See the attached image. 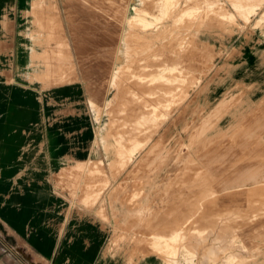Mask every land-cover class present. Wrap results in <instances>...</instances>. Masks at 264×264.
<instances>
[{
    "label": "rangeland",
    "instance_id": "374dc122",
    "mask_svg": "<svg viewBox=\"0 0 264 264\" xmlns=\"http://www.w3.org/2000/svg\"><path fill=\"white\" fill-rule=\"evenodd\" d=\"M48 1L49 22L55 24V21L57 23L59 21L67 40L64 47L57 44L56 37L59 27H54V35H57L54 36V40L49 42L53 49L60 51V62L63 64L60 68L55 66L56 72L51 74L47 68L48 60L45 59V70L40 80L47 85L56 86L69 85L79 81L88 93L94 91L97 95L98 104L90 101V105L95 109L94 122L97 127L94 131L91 148L93 155L99 156L97 161L101 162L104 172V175L100 174L98 179H95L100 182L102 193L95 197L91 205L80 198V205L89 209L98 204V209L95 211L98 219L104 223L113 221L115 225V228H112L115 240L109 242L110 245L105 249L104 254L131 255V257H121L120 264H124L130 258L134 260L132 264H137L140 259L139 254L143 252L145 256L146 253H153V248H156V254L163 256L166 250L164 246L173 241L152 237L149 231L155 229L157 225L149 224L153 222L150 217L142 220L141 225H131V222L138 221L132 215L138 207V202L146 196V191L150 190L152 196L155 197V200L150 202L154 211L158 213L177 211L180 213L179 216L182 215L181 213H185L176 227L177 232L184 233H181V237H178L180 239L174 243L176 246L179 243V253L184 252V255L179 256L181 264H223V262L241 264L245 260H249L251 263L258 260L259 256L255 259L252 257L254 253L256 254L264 248V231H262L264 226L257 217L259 214L264 215V211L261 210L264 207V196L260 197L261 202L257 204L247 201L235 202V204L223 201L219 203L222 207L217 209V212L220 215L227 213L228 219L221 218L225 221L216 225L198 224L200 218L206 213L204 204L218 203L224 194L218 193V190L214 188V185L218 184L217 178L195 177L189 179V182L185 177H175L182 174L184 169H180L182 164L176 163L174 150L177 149L180 142L188 141L187 133L193 131V127L197 128L214 109L212 104L208 109L202 108L206 103L204 93H198L200 87L202 88V86L199 87L202 75L212 72L222 63L233 66L237 62L239 64L238 57L243 51L242 41H248L252 35L260 37L259 32L264 29V23L261 26L253 27V30L252 26H257L258 18L264 14V0H187V2L186 0H172L177 8L176 12L170 16L164 15L161 11L160 6L164 4V0ZM34 3L31 13L34 18L33 26L39 28L36 14L40 10L34 9ZM225 13H232L236 16L235 25L220 23L218 18ZM252 15L254 16L251 17ZM133 17L135 18L132 19L133 22H129ZM259 20L263 21L264 19ZM41 28L45 29L44 26ZM34 30L33 35L37 32ZM47 30L46 40L50 33V30ZM156 33L166 34L165 39L169 40L171 48L175 49L170 48L165 51L167 53L173 50L171 56H175H162L160 45L162 36L158 38L157 43L148 41L150 38L147 37H153V34ZM188 33L189 37H187ZM192 37L193 39L199 38L196 44L193 41V47L188 45L177 49L178 44L185 43L188 38ZM155 53L159 57H153ZM45 55L47 54L45 53ZM57 55L52 59L55 60ZM120 55H122L121 59H119ZM166 65L174 66L177 69L176 75L163 71V66ZM161 75L169 80L164 81L160 77ZM188 76L194 77V81L188 79ZM205 80L204 83L207 81ZM197 95L201 96L194 100ZM215 98L217 99V97ZM113 100L116 104H121L122 100H125V103L120 106L122 111L120 117L125 120L129 119L130 122L126 128L130 127L137 131V142L135 140L130 142V146L137 143L130 156L135 160V163L123 167L118 171V176L115 179L110 183L106 181L105 184L104 182L102 187L104 178L111 179L103 158L119 160L122 154L121 141L118 139L117 129L113 122L105 127V133L110 134L109 137L104 134L105 143L108 146L106 150L108 157L105 151L99 149L100 125L107 122L109 118L104 112V108L108 101ZM234 105H230L229 110L233 112L234 109H239L237 114H239L240 120H248L246 124L252 125V127L240 131L232 139L233 142L226 147L231 153L224 166L232 167L230 169L222 168L220 173L223 174L242 172L235 168L241 164L252 167L264 163L261 161V158L264 159V113H259L254 108H245L241 103ZM263 107L264 104L261 108ZM231 114L225 113L219 120L212 117L209 121L210 129L206 138L211 137L217 131H235V126L238 123L231 117ZM144 116L145 120H140V117ZM185 129L187 130L185 131ZM139 131H143V133L139 134ZM163 148H168L172 152L166 156L161 155L159 158L152 155L149 157L151 152L155 153L156 150ZM180 148L184 151L183 147ZM140 149L142 150L139 151ZM141 157L143 162L138 166L137 160ZM78 165L79 162L73 168L75 172ZM119 166V161L114 162L110 169L114 172ZM80 172L81 170H78L79 175ZM114 177L115 174H113ZM77 178L79 179L81 176L77 175ZM76 183V178L71 177L66 184L58 182L57 185H64L72 195H75V188H78L77 185L74 187ZM92 184L96 185V181ZM260 184L262 183L258 179L251 181V178H242L244 187L241 193L250 191ZM97 185H99L98 182ZM189 185H191L192 191H185ZM197 190L200 192H196ZM143 200L142 202H144ZM255 204L256 209L253 207ZM233 205L239 207L232 209ZM118 207L122 208L121 210L128 208L131 211L122 217ZM229 212L238 214L234 213V216ZM188 218L191 222L189 225H187ZM204 219L211 222L220 221L219 218L213 217ZM248 223H252V225ZM164 237L169 239L170 235ZM258 238L260 240H257ZM244 243L245 245H243ZM126 245L143 247L141 251L124 249ZM210 249H214L216 256L208 255ZM159 256L152 254V258L157 263L160 260ZM111 258L116 257H109V259ZM0 264L44 263L39 260L35 261L24 247L0 231Z\"/></svg>",
    "mask_w": 264,
    "mask_h": 264
},
{
    "label": "crops",
    "instance_id": "0c3cea01",
    "mask_svg": "<svg viewBox=\"0 0 264 264\" xmlns=\"http://www.w3.org/2000/svg\"><path fill=\"white\" fill-rule=\"evenodd\" d=\"M33 3L34 9L40 10L36 12L39 28L33 26L34 18L31 14ZM259 19H264V14L258 18L257 26H252V30L253 27L264 23V20ZM43 26L45 29L41 28ZM54 27H59L57 37L53 32ZM34 28L37 31L35 35ZM47 29L50 30L48 40ZM259 35L260 37L252 35L248 41H242L243 51L238 57L239 64L237 62L233 66L222 63L212 72L202 75L199 85L202 88L200 87L198 91L204 93L206 99L202 108L208 109L212 104L214 109L197 128L193 127V131L187 133L188 141L180 142L174 150L176 163L182 164L180 169H184L182 174L175 177H185L189 182V179L195 177L217 178L218 184L214 185V188L218 193L224 194L218 203L204 204L206 213L198 221V224L203 226L220 224L225 221L221 218L228 219L227 213L220 215L217 212V209L222 207L219 203L223 201L233 204L242 201L257 204L261 202L260 197L264 196L263 162L252 167L238 165L235 168L242 171L239 173H220L222 168L232 167L224 166L231 153L226 149L228 144L233 142L232 139L240 131L252 127L246 124L248 120H240L237 114L239 109L231 112L228 107L241 103L245 108H254L257 112L264 113V107L261 108L264 104V29ZM54 36L58 39L57 44L63 46L66 43L67 36L59 21L58 23L55 21V24L49 22L48 0H0V231L24 247L35 261L39 260L44 264H120L121 257L131 255L104 254L110 245L109 242L115 240L112 234V228H115L113 221L104 223L98 219L95 213L98 204L89 209L80 205V198L91 205L95 197L102 193L101 184L95 179H98L100 174L104 175V172L101 162L97 161L99 156L93 155L91 148L97 127L94 122L95 109L90 105V101L98 104L97 95L94 91L88 93L79 81L56 86L47 85L40 80L45 70V59L48 60L47 68L51 74L56 72L55 66L60 68L63 64L60 62V51L50 46L49 41L54 40ZM247 42L249 44H246ZM56 54L58 55L53 60L52 57ZM188 79L194 81V77L188 76ZM200 96H195L194 100ZM213 98L215 99L212 100ZM123 103L125 100H122L121 104ZM121 104H116L114 100L108 101L104 112L109 118L100 125L99 149L106 152L105 127L113 122L121 141L122 151L119 160L103 158L111 179L104 178L102 187L104 182L110 183L115 179L123 167L135 163L130 156L137 145L138 134L136 129L126 128L130 121L128 118L125 120L120 117ZM225 113H232L231 117L236 119L238 124L235 131H217L206 138L210 129V119L215 117L219 120ZM142 119L145 120V116L140 117V120ZM142 133L143 131H139V134ZM133 140L136 142L134 146H130ZM180 147H183L184 151ZM171 152L170 149L163 148L156 150L155 153L151 152L149 157L152 155L159 158ZM106 154L108 157L107 152ZM141 158L137 160L138 166L143 162ZM118 161L120 166L117 171H111V164ZM261 161L264 159L261 158ZM78 162L75 172L73 168ZM88 166L95 170L87 174ZM78 170H81L80 175L82 174L79 180ZM71 177L78 181L74 185V187L78 185V188H75V195H72L64 185H57L58 182L66 184ZM242 178H251V181L258 179L262 184L241 193L244 187ZM85 181L87 183L96 181V185L83 186ZM68 185L70 186V183ZM186 189L185 191H192L191 185ZM150 192L146 191L144 200L138 202V207L132 214L139 222H131V225H141L142 220L150 217L153 222L149 224L157 225L155 229L149 231L153 236H172L178 231L176 227L185 213L179 216L180 213L177 211V213L154 211L150 202H153L155 197ZM226 193L229 195H225ZM256 204L253 206L255 209ZM237 207L239 206L233 205L232 209ZM121 209L118 211L122 217L131 211L128 208ZM261 210L264 211V207ZM186 214L188 216L187 212ZM205 217L219 218L220 221H205ZM257 217L264 226V215L259 214ZM190 223L188 218L187 225ZM142 247L126 245L124 249L141 251ZM258 256L260 258L253 263L245 260L241 264H264V248L254 253L252 259Z\"/></svg>",
    "mask_w": 264,
    "mask_h": 264
},
{
    "label": "bare ground",
    "instance_id": "6f19581e",
    "mask_svg": "<svg viewBox=\"0 0 264 264\" xmlns=\"http://www.w3.org/2000/svg\"><path fill=\"white\" fill-rule=\"evenodd\" d=\"M164 2V4L162 5V6H160V8H161V11L163 12V14L164 15H168V16H170V15H172L174 12H176V8H177V6H175L173 3V1L172 0H164L163 1ZM186 2H187V0H186ZM151 4H152V2H150ZM216 3V2H215ZM128 6V5H127ZM134 7V6H133ZM241 9V8H240ZM197 10H199V9H197ZM250 10V9H249ZM179 11V10H178ZM135 13H136V11H135ZM197 13V12H196ZM208 13V12H207ZM217 13H218V10H217ZM182 16V15H181ZM194 17V16H193ZM192 17V18H193ZM196 17V16H195ZM220 18H218L219 19V21H220V23H222V22H225V23H228V25H232V24H236L235 23V21H236V16L234 15V14H232V13H230V14H221L220 16H219ZM191 18V19H192ZM204 18V17H203ZM132 19L134 20L135 18L133 17V18H131V21H129V22H133L132 21ZM202 19V18H201ZM217 19V20H218ZM178 22H179V20H178ZM186 22V21H185ZM188 22V21H187ZM199 24V23H198ZM141 25V24H140ZM178 25V24H177ZM176 25V26H177ZM146 26H148V25H146ZM179 26V25H178ZM231 27H234V26H231ZM183 28V27H182ZM193 28H194V26H193ZM129 30V29H128ZM147 30V29H146ZM201 30V29H200ZM177 31H179V30H177ZM186 31H187V28H186ZM192 31V30H191ZM181 32V31H180ZM175 33H176V31H175ZM174 33V34H175ZM178 33V32H177ZM162 36V37H161ZM161 37V43H160V45H161V48H162V52H163V54H162V56L163 57H166V56H168V55H170L171 56V54H172V52H173V50H171L170 52H167L166 53V51L165 50H168V49H170L171 48V42L169 43V40H167V39H165V37H166V34H163V35H161V34H158V33H156V34H153V37H147V38H150L148 41L150 42V43H157L158 42V38H160ZM174 37V36H173ZM187 37H189V33L187 34ZM63 38V37H62ZM65 38V37H64ZM173 39V38H172ZM171 39V40H172ZM175 39V38H174ZM183 39V38H182ZM199 38L197 37L196 39H193V37L191 38V39H187V41L185 42V43H180V44H178L179 46H177V49L179 48V47H185V46H192V45H194V43H193V41L195 42V44L197 43V40H198ZM177 40V39H176ZM173 42H174V40H173ZM178 42V41H177ZM121 43V42H120ZM154 47H155V45H154ZM193 47V46H192ZM153 48V47H152ZM121 49V48H120ZM171 49H175V48H171ZM182 49V48H181ZM196 50V49H195ZM203 50V49H202ZM201 50V51H202ZM124 51V50H123ZM129 51V50H128ZM136 51V50H135ZM155 51V50H154ZM159 51V50H158ZM127 52V51H126ZM70 53V52H69ZM135 53V52H134ZM177 54H178V52H176ZM149 54V53H148ZM180 54H181V52H180ZM197 54V53H196ZM122 55H123V53H122ZM122 55H120V58L119 59H121V57H122ZM129 55V54H128ZM131 55V54H130ZM144 55V54H143ZM146 55V54H145ZM134 56V55H133ZM154 56H157V57H159V55H157L156 53L153 55V57ZM173 56H175V55H173ZM173 56H171V57H173ZM202 56V55H201ZM140 57V56H139ZM179 57V56H178ZM127 58V57H126ZM185 58V57H184ZM128 59V58H127ZM183 59V58H182ZM186 60V59H185ZM57 62H59V61H57ZM162 62V61H161ZM132 63V62H131ZM147 63V62H146ZM181 63V62H180ZM173 64V63H172ZM182 65V64H181ZM185 65V64H184ZM176 68L174 67V66H172V65H166V66H163V71H168V72H170L171 74H175L176 73ZM186 70V69H185ZM180 71V70H179ZM182 71V70H181ZM164 72V73H165ZM163 73V74H164ZM183 73H185V72H183ZM137 74V73H136ZM146 74V73H145ZM176 75V74H175ZM162 79H164V81L165 80H169V78H166V77H164L163 75H161L160 76ZM206 79V78H205ZM179 80V79H178ZM148 81V80H147ZM155 81V80H154ZM154 81H152V82H154ZM160 81V80H159ZM165 83V82H164ZM150 85V84H149ZM158 86V85H157ZM197 88V87H196ZM147 90V89H146ZM170 94V93H169ZM118 97H120V96H118ZM151 98V97H150ZM122 103V102H121ZM121 129V128H120ZM109 135L110 134H108V133H105V136L106 137H109ZM129 140V139H128ZM119 141V140H118ZM107 148H108V146L106 145L105 146V149L107 150ZM116 148V147H115ZM83 168V167H82ZM84 169V168H83ZM86 170L88 171L87 172V174H89L92 170L94 171L95 170V168H90L89 166L86 168ZM82 175V174H81ZM81 175H79L78 174V176H81ZM82 178V177H81ZM80 179V178H79ZM79 179H77V180H79ZM78 182V181H77ZM80 183V182H79ZM87 182H85V183H83V184H85V185H83V186H86V185H88V184H92V183H87ZM105 184H106V182H105ZM78 186V185H77ZM77 189V188H76ZM86 199V198H85ZM88 201V200H87ZM211 229V228H210ZM212 230V229H211ZM182 233V232H181ZM181 233H179V232H176L175 234H172V236H170L169 237V239H167V238H165L164 236H161V237H156V236H153L152 235V237H154L155 239H158V238H161V239H163V240H171V241H173V242H168L165 246H164V248H166V250H165V252H164V254H163V256H159L158 254H156V248H153L152 250H153V253H146L145 254V256H144V253L143 252H141L139 255V257H140V259H139V261L137 262V264H181L180 262H179V256L181 255V254H183L184 255V252H180L179 253V249H178V244H177V246L174 244L175 243V241L178 239V237L180 236V234ZM184 233V232H183ZM182 233V234H183ZM183 236V235H182ZM200 236V235H199ZM167 237V236H166ZM181 237V236H180ZM183 238H184V236H183ZM186 238V237H185ZM180 239V238H179ZM178 239V240H179ZM185 242V241H184ZM184 242H182V243H184ZM156 244V243H155ZM243 245H245V244H243ZM184 248V247H183ZM189 250V249H188ZM221 251V250H220ZM152 254H153V256L154 255H157V256H159V262L157 263V262H155V260L152 258ZM137 255V254H136ZM193 255H194V253H193ZM208 255L209 256H216V253H215V251H210L209 253H208ZM225 255V254H224ZM138 256V255H137ZM195 256H196V254H195ZM130 257V256H129ZM185 260V259H184ZM134 260H133V258L131 259H129L128 261H126L124 264H132V262H133ZM189 261V260H188ZM194 263V262H193ZM188 264V263H187Z\"/></svg>",
    "mask_w": 264,
    "mask_h": 264
}]
</instances>
